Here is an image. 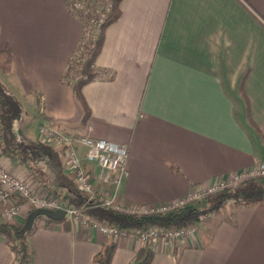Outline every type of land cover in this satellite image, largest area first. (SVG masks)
<instances>
[{
  "label": "crops",
  "instance_id": "0c3cea01",
  "mask_svg": "<svg viewBox=\"0 0 264 264\" xmlns=\"http://www.w3.org/2000/svg\"><path fill=\"white\" fill-rule=\"evenodd\" d=\"M118 9L95 58L99 77L81 88L90 110L81 124V107L62 77L82 28L65 0H0V49L13 55L0 81L23 106L17 134L37 141V126L48 122L65 134L126 145L117 197L123 207L173 205L264 164V0H120ZM0 165L31 193H46L1 150ZM255 180L264 186V177ZM29 212L22 207L14 225ZM231 212L189 239L145 245L153 253L148 264H264V204ZM66 221L68 229L37 221L30 264H95L93 256L111 243L110 264H129L145 247ZM15 259L0 239V264Z\"/></svg>",
  "mask_w": 264,
  "mask_h": 264
},
{
  "label": "trees",
  "instance_id": "16d2710c",
  "mask_svg": "<svg viewBox=\"0 0 264 264\" xmlns=\"http://www.w3.org/2000/svg\"><path fill=\"white\" fill-rule=\"evenodd\" d=\"M70 0H65V5ZM88 16L99 19L96 12L103 15L96 28V37L84 44V50L79 55L81 63L74 65L67 62L63 73V83L71 87L72 93L82 110L81 124H84L90 115L81 93L83 85L99 77L95 69V58L99 53L105 28L119 16L118 5L120 0H85ZM99 8V11H96ZM84 20V19H83ZM78 21V20H77ZM79 22V21H78ZM80 24V22H79ZM84 31L82 30V36ZM13 55L10 47L0 49V72L9 74L12 69ZM21 102L0 81V150L3 154L12 157L23 165L39 185L55 196L63 208H73L89 219L99 221L120 231L147 230L157 227L163 229H181L187 227L198 228L205 222H210L212 216L228 207L234 216L241 207H250L264 204V186L255 179L242 181L236 186L225 188L205 199L206 207L199 209L192 205L170 210L166 213L155 215H130L111 209L98 199L88 200V197L78 191L76 186L64 173L57 148L41 141H26L15 130V125L23 116ZM233 216L230 222H233ZM37 218L28 231L21 232L23 222L19 225L0 223V239L15 253V264H30L28 239L35 229ZM46 224L63 223L66 229L69 225L65 219L52 221L44 219ZM205 242L208 241L204 239ZM147 246V245H146ZM143 247L138 250L129 264H148L152 251ZM115 250V244L103 245L98 253L93 256L95 264H110Z\"/></svg>",
  "mask_w": 264,
  "mask_h": 264
},
{
  "label": "built area",
  "instance_id": "2783aa9c",
  "mask_svg": "<svg viewBox=\"0 0 264 264\" xmlns=\"http://www.w3.org/2000/svg\"><path fill=\"white\" fill-rule=\"evenodd\" d=\"M85 0H70L67 10L80 22L84 31L83 37L76 45L69 63L76 65L81 63L80 54L84 50L86 41L96 37V28L103 15L88 16L90 10ZM94 2V0H91ZM100 9L97 8L96 11ZM84 19V20H83ZM37 141L48 143L60 152V160L64 173L76 186L79 192L86 195L88 200L98 199L115 211L130 215H155L166 213L170 210L192 205L202 201L211 195L228 187L236 186L248 179L264 177V164H259L247 172L234 175L229 180H216L210 185L197 188L181 198L173 205L157 207H123L117 203L118 192L127 175V146L104 139H94L87 135L65 134L57 130L48 122H42L37 126ZM82 156L89 163L84 165ZM22 207L30 209L44 208L49 210L64 209V219L70 222L89 223L99 233L112 238L126 237L138 240L143 246L157 239L166 242L189 239L197 234V228L187 227L181 229L149 228L147 230L120 231L99 221L89 219L81 215L73 208H63L57 199H48L45 196L35 195L19 178L11 174L0 165V221L15 224ZM20 255L19 253L16 256ZM16 261V259H15ZM15 264V263H14Z\"/></svg>",
  "mask_w": 264,
  "mask_h": 264
},
{
  "label": "water",
  "instance_id": "95a60500",
  "mask_svg": "<svg viewBox=\"0 0 264 264\" xmlns=\"http://www.w3.org/2000/svg\"><path fill=\"white\" fill-rule=\"evenodd\" d=\"M39 217L44 219H49L52 221H62L65 217V210L64 209L49 210L44 208L34 209L30 211L25 217L20 231L22 233L28 231L30 228H32L35 220Z\"/></svg>",
  "mask_w": 264,
  "mask_h": 264
},
{
  "label": "rangeland",
  "instance_id": "374dc122",
  "mask_svg": "<svg viewBox=\"0 0 264 264\" xmlns=\"http://www.w3.org/2000/svg\"><path fill=\"white\" fill-rule=\"evenodd\" d=\"M72 66H73V68H74V65H72ZM0 77H1V76H0ZM1 79H3L4 82H5V80H6V78H3V77H1ZM25 119H26V120H24V124L29 125L28 129L31 128V127L33 126V124H34L33 116L30 115V114H28V116H27ZM25 127H26V126H25ZM18 135H19L22 139H24V140H26V141H34L33 138H32L31 136H29L28 134H23V133L18 132ZM44 196L47 197L48 199H53V198H54V199H57L55 196H53L52 194L47 193V192L44 194ZM57 201L60 203V201H59L58 199H57ZM193 206L196 207V208H199V209L205 208V207H206L205 199L202 200V201L195 202ZM227 214H228V207H225L224 209L220 210L217 214H214V215L212 216L211 219H214V220H216V219H221V218L224 217V215H225V217H226ZM37 221H38V220H37ZM36 224H37V222H36ZM201 227H202V226H201ZM198 229H199V227L197 228V230H198Z\"/></svg>",
  "mask_w": 264,
  "mask_h": 264
}]
</instances>
